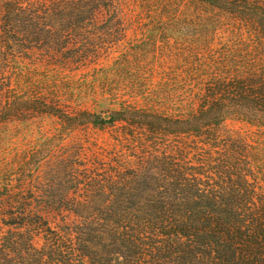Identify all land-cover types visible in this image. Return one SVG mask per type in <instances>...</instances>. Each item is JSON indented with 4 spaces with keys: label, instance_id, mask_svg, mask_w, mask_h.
I'll return each mask as SVG.
<instances>
[{
    "label": "trees",
    "instance_id": "1",
    "mask_svg": "<svg viewBox=\"0 0 264 264\" xmlns=\"http://www.w3.org/2000/svg\"><path fill=\"white\" fill-rule=\"evenodd\" d=\"M140 14L175 34L189 111L63 102L58 71ZM44 116L0 145V264H264V0H0V131Z\"/></svg>",
    "mask_w": 264,
    "mask_h": 264
},
{
    "label": "rangeland",
    "instance_id": "2",
    "mask_svg": "<svg viewBox=\"0 0 264 264\" xmlns=\"http://www.w3.org/2000/svg\"><path fill=\"white\" fill-rule=\"evenodd\" d=\"M139 16L128 25L122 49H114L108 58H100L92 67L58 71L61 79L59 95L63 102L72 108L98 111L106 109L108 103L115 99L126 98L136 100L140 105L151 104L169 114L185 115L189 111L190 108L176 105L178 93L187 84L179 85L181 80L178 81V69L174 65L175 34L166 21H152L150 15ZM45 72H50V69ZM48 88L53 86L46 90ZM226 123L235 128L247 126L231 120ZM53 126V119L44 116L32 126V133L15 130L3 134L2 130L0 139L3 143L0 145L4 148L13 144L16 145L14 148L23 147L28 139L36 137L35 130H53ZM100 136V139H105L108 133H100ZM4 139H8V143Z\"/></svg>",
    "mask_w": 264,
    "mask_h": 264
}]
</instances>
